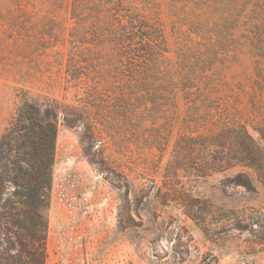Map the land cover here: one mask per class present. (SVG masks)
<instances>
[{"label":"rangeland","instance_id":"rangeland-1","mask_svg":"<svg viewBox=\"0 0 264 264\" xmlns=\"http://www.w3.org/2000/svg\"><path fill=\"white\" fill-rule=\"evenodd\" d=\"M81 3L87 34L73 47L75 0H0V136L23 97L58 112L45 264H264V187L251 169H167L185 132L242 121L258 138L264 0L102 2L95 22L119 29L139 14L163 39L137 83L115 37L93 34V2ZM76 67L91 76L74 77ZM73 110L92 113V125L68 124ZM241 171L253 189L233 181Z\"/></svg>","mask_w":264,"mask_h":264},{"label":"trees","instance_id":"trees-1","mask_svg":"<svg viewBox=\"0 0 264 264\" xmlns=\"http://www.w3.org/2000/svg\"><path fill=\"white\" fill-rule=\"evenodd\" d=\"M90 1L93 3L86 4L90 5L86 9V14L95 22L100 17L102 2L107 0ZM83 6L81 0L80 2L75 0L72 15L76 19V25L70 33L73 47L76 43H83V38L87 34L83 30L85 22L80 19V14L75 13L83 11L84 9H81ZM112 8L109 7L107 11H112ZM115 14L112 13L111 17ZM114 20L108 23L95 22L93 34L105 33L106 30L111 40L115 37L117 47L127 53L121 55L119 59L121 63V58H125L129 65L128 71L123 75L128 77L127 82L137 83L143 74L139 69L141 63L153 62L152 58L157 60L159 53L155 49H161L163 39L157 41L153 34L147 33L149 26L145 18L139 14L135 17H127V22L119 26L121 31H118V25ZM257 35L259 36V33ZM147 39L156 41L152 40L151 44L147 43ZM253 42L262 43L261 38H254ZM254 47L259 53L261 52L258 56L263 61L264 45L261 48L258 45ZM74 56L79 55L74 54ZM71 72L74 77L81 80L91 76L81 72L77 67ZM93 80L95 83L90 85L88 95L97 96L100 94L98 87L102 76L96 75ZM184 81H187V78ZM127 94L120 95L121 105H126V97H130ZM76 116L79 118L74 119ZM91 116L90 112L73 110L67 113L65 121L70 125L76 124L75 120L79 123L90 122L92 125ZM57 123L56 107L51 105L42 109L38 102L23 97L17 104L13 121L0 136V264H45L46 262L49 226L47 209L51 202ZM83 129V137L91 136L88 134L93 128L84 125ZM254 130L258 132V138L253 136L246 123L236 121L227 125L220 122L215 129L211 128L208 132L197 135L185 132L175 143L167 169H172L174 172L177 168H186L193 164L198 167L200 176H206L212 172L241 165L251 169L264 187V124L254 127ZM233 181L248 189L254 188L252 178L246 172H238L233 177Z\"/></svg>","mask_w":264,"mask_h":264}]
</instances>
